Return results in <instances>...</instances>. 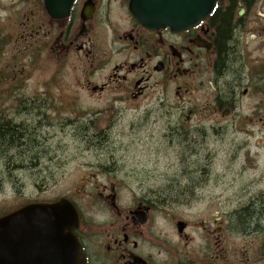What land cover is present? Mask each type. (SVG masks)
Instances as JSON below:
<instances>
[{
    "label": "flooded vegetation",
    "instance_id": "obj_1",
    "mask_svg": "<svg viewBox=\"0 0 264 264\" xmlns=\"http://www.w3.org/2000/svg\"><path fill=\"white\" fill-rule=\"evenodd\" d=\"M46 1L10 0L8 16L0 20V129L2 123L31 125L37 147L29 160L17 148L4 159L0 142V187L13 185L14 173L29 174L35 189L79 181L78 191L62 188L53 199L37 193L25 204L72 201L81 215L75 234L86 264L262 263L264 224L240 228L242 212L232 210L230 198L204 197L205 186L188 182L202 166L185 164V156L198 155L196 147L207 146L209 133L228 142L236 160L242 136L264 152V0H218L219 12L183 31L143 27L129 11L130 0H74L68 15L57 16ZM228 10L231 36L223 42L217 17ZM72 70H80L84 81L75 91L65 83ZM30 73L38 79L28 87ZM80 93L84 100L74 106ZM76 108L74 133L95 162L81 165L70 185L71 172L56 163L60 150L51 141L71 136ZM123 131L135 153L155 156V167L161 157L174 156L187 184L176 194L164 185L154 191L145 183L156 176L147 174L138 179V193L124 194L129 176L98 159L119 153L102 142L124 137ZM101 135L106 137L99 140ZM7 213L3 202L0 218ZM18 257L30 261L28 252Z\"/></svg>",
    "mask_w": 264,
    "mask_h": 264
},
{
    "label": "rangeland",
    "instance_id": "obj_2",
    "mask_svg": "<svg viewBox=\"0 0 264 264\" xmlns=\"http://www.w3.org/2000/svg\"><path fill=\"white\" fill-rule=\"evenodd\" d=\"M0 4V20H3L8 16V11H6V9H9L11 2L10 0H0ZM2 7H4L3 11L1 10ZM43 78L42 76L40 77L41 80ZM37 79V73L28 74L25 86L29 87L34 85ZM65 83L70 84L73 91L78 90V86L84 84L81 71L72 70L70 74L67 73L65 76ZM83 100L84 97L82 93H80L77 103H73V105L82 104ZM73 111L77 114L74 113L71 116V118L74 119L72 123L75 124L69 128L71 136L63 139L61 136H58L51 141L53 147L60 150V152H57L56 163L65 165L66 170L71 172L68 178H71L69 181L70 185H74V181L78 180L76 172L80 169L81 165L95 162L94 158L90 156L91 153L85 151V144L83 141L74 133V131L77 132V127L80 125V121L78 120L79 108L73 109ZM75 120L77 121L75 122ZM121 128L122 126L119 127V131ZM120 132H122V130ZM123 133L126 134L124 137L111 135L106 141L102 142L106 147L112 144V149H119L118 154L110 152L109 155L103 154L101 157H98L99 162L105 165L111 164L117 168L120 171V177L129 176L126 178V183H124L125 188H123L122 192L129 196H131L132 193H138L141 183L138 179L142 180L143 178H147L149 174L151 176H156L145 183V185L152 188V190L157 191L159 189H166L173 192L177 189L178 191L176 186L184 182L180 179L181 173L179 172L181 169L175 167L177 165L176 158L171 154L164 158L161 157V160L155 167V160H153L155 156L148 153H135L133 147L129 146L130 137L128 138L127 131H123ZM105 137V135H101L98 139L102 140ZM207 139V146L200 143V145L196 147L199 150L198 155L194 154L191 158L187 155L185 156V164L202 166H198L200 168L194 175L196 182H200V186L202 187L205 186L204 197L218 196L226 199L230 198L232 200L233 211L238 210L243 212L244 208H246L245 211L250 210L249 205L254 206L257 201L264 199V152L258 149L254 143L249 144L245 142L244 136H242L240 140L235 142L239 147L244 149L238 153L239 158L236 160L237 157L229 156L227 152L231 148L228 142H217L211 133H209ZM212 150H216V152H212L213 156H207V151L209 153ZM209 164L210 170L207 169V165ZM244 169H247V171H244ZM204 170L206 172L211 171V173L208 174L204 172ZM132 172H134L136 176H132ZM28 175L24 173L11 174V176L15 178L13 185L9 183L0 187V205L6 202L8 212L36 199L38 197L37 193L41 194L46 192L42 194L41 198L53 199L61 194V191L64 190L62 188L68 191L75 189L78 191L80 189L79 181L73 187L69 188L59 185L57 188L35 189L32 182L27 180ZM160 175L163 176L164 180L158 178ZM20 179L24 180V184L19 183ZM173 183L175 184L173 185ZM163 185L165 189L162 188ZM197 192L200 191L197 189ZM201 205L202 204H199L196 207H201ZM85 212L89 214L90 210H85ZM95 215L97 216L96 211ZM260 264H264V261Z\"/></svg>",
    "mask_w": 264,
    "mask_h": 264
},
{
    "label": "water",
    "instance_id": "obj_3",
    "mask_svg": "<svg viewBox=\"0 0 264 264\" xmlns=\"http://www.w3.org/2000/svg\"><path fill=\"white\" fill-rule=\"evenodd\" d=\"M58 3L54 7L53 3ZM74 0H47L52 16L68 15ZM217 0H131L130 11L151 30L183 31L208 19ZM80 227L75 206L60 200L54 204H29L0 218V264H86L73 230ZM29 248L23 249L21 246ZM30 261L19 262V255ZM7 255V257H6Z\"/></svg>",
    "mask_w": 264,
    "mask_h": 264
},
{
    "label": "trees",
    "instance_id": "obj_4",
    "mask_svg": "<svg viewBox=\"0 0 264 264\" xmlns=\"http://www.w3.org/2000/svg\"><path fill=\"white\" fill-rule=\"evenodd\" d=\"M233 4V3H232ZM222 7V4H221ZM223 8V7H222ZM218 8L217 12H219ZM221 12V11H220ZM231 11H225L223 14H219L217 19H218V23H220V28H221V35H222V40L223 42H225L226 40H228L231 36ZM225 44V43H224ZM32 112L28 115L29 117H31ZM3 128L0 129L1 130V139L0 142L4 143L5 148H4V159L6 158L7 154H9L10 152L15 151V149H19L22 150L24 149V151H21V158L24 160H29L30 159V154L32 153V151L34 149H36L37 147L34 145V134L32 133V130L29 126H26L25 128H13L11 126V124H4L2 123ZM78 136H80L78 134ZM19 142H25L26 144L21 145V147L18 145ZM27 174V173H25ZM194 177V179H191V177ZM181 179V178H180ZM189 179V183L190 182H196L195 180V175H190L188 176ZM177 181V180H176ZM175 181V182H176ZM184 182V181H183ZM185 183V182H184ZM184 183H179L178 186H176L179 189H181L182 187H184ZM175 183H173L174 185ZM196 184V183H195ZM200 185V183H199ZM167 191V190H165ZM162 191V192H165ZM177 189L176 191H173V194H176L175 192H178ZM249 209L250 210H244L241 215L239 216L238 219V224L240 225V228H244V229H251L254 225L256 224H264V199H261L259 201L256 202V204L253 205H249Z\"/></svg>",
    "mask_w": 264,
    "mask_h": 264
}]
</instances>
